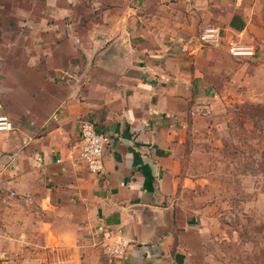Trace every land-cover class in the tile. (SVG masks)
<instances>
[{
  "label": "crops",
  "instance_id": "crops-1",
  "mask_svg": "<svg viewBox=\"0 0 264 264\" xmlns=\"http://www.w3.org/2000/svg\"><path fill=\"white\" fill-rule=\"evenodd\" d=\"M230 42L264 59V0H0V264H201L177 150ZM81 117L110 137L101 173L69 160Z\"/></svg>",
  "mask_w": 264,
  "mask_h": 264
},
{
  "label": "rangeland",
  "instance_id": "rangeland-1",
  "mask_svg": "<svg viewBox=\"0 0 264 264\" xmlns=\"http://www.w3.org/2000/svg\"><path fill=\"white\" fill-rule=\"evenodd\" d=\"M221 71L177 150L178 176L207 222L201 264H264V59L234 57Z\"/></svg>",
  "mask_w": 264,
  "mask_h": 264
},
{
  "label": "built area",
  "instance_id": "built-area-1",
  "mask_svg": "<svg viewBox=\"0 0 264 264\" xmlns=\"http://www.w3.org/2000/svg\"><path fill=\"white\" fill-rule=\"evenodd\" d=\"M202 44H219L222 40L220 29L217 27H207L203 29L199 36ZM228 50L235 56H252L255 51L252 46L229 43ZM79 138L72 146L69 160L73 165L84 163L86 168L92 173L103 172V151L108 144L109 135L99 130L93 121L85 117L78 120ZM11 122L6 116H0V130L11 129ZM131 240L122 234H110L108 242L104 243V250L109 257L123 255Z\"/></svg>",
  "mask_w": 264,
  "mask_h": 264
}]
</instances>
